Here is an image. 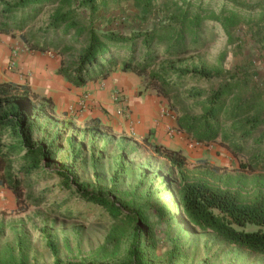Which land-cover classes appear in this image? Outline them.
Here are the masks:
<instances>
[{
    "label": "rangeland",
    "instance_id": "1",
    "mask_svg": "<svg viewBox=\"0 0 264 264\" xmlns=\"http://www.w3.org/2000/svg\"><path fill=\"white\" fill-rule=\"evenodd\" d=\"M16 1L0 0V10ZM109 1L110 9L105 14L107 17L104 22L98 21L104 27L98 26L106 31L114 28L129 34L171 20V12L163 8L156 9L149 21H145L140 16L132 15L140 14L134 6V0H123L119 5L114 4L113 0ZM180 1L156 0L159 4H172L175 9ZM203 3L216 13L224 6L221 0H203ZM58 6L59 1L54 6L44 7L24 29L14 30L15 37L22 40L21 34L30 37L34 31L43 30ZM62 10H75L77 17L84 20L90 12L84 0H69ZM244 13L248 14L247 11ZM253 16L257 17L258 11ZM112 18L114 20L110 23ZM255 22L254 19L251 23L242 24L237 31L240 40L230 43L221 25L207 20L203 27L205 41L199 51L172 58L162 56L158 64L212 69L215 72L213 77L188 75L186 82L187 90L201 91L205 98L228 76V73L218 71L227 70L238 76L239 85L235 91L238 95L246 89L245 82L240 80L242 76H250L253 84L264 83V42L254 39L258 32L254 31ZM79 42L75 55L81 50L84 39L81 38ZM26 47L32 51L29 44ZM48 53L59 60L62 58L58 55L59 49H52ZM69 56L67 54L64 58L70 61ZM246 70L249 73L245 74ZM123 73L134 79L136 97L143 96L145 100L158 97V109L148 118L163 123L164 131H160L159 137L164 142L160 144L182 150L187 157L182 174L166 159L150 151L148 145L156 144L157 141L145 129L146 117L140 116L146 119L144 123L132 117L137 113L128 106L124 107V103L118 102L120 105L115 109L103 107L96 117L95 112L88 109L86 101L56 106L47 100L45 90L35 91L28 86L30 91L27 95L23 89H19L8 96H0V108L10 111L30 102L39 114L38 142L53 143L51 149L55 158L51 168L75 164L82 181L111 190L127 211H138L141 207L144 209L154 232L153 236H147L143 241L142 260L134 261L131 255L134 224L117 220L97 204L81 199L63 184L62 178H47L43 170L35 168L31 176L41 177L24 184L28 209L8 212L17 209L12 191L13 198L4 196V200L0 199V262L56 264L58 260L61 264H264V255L229 245L212 232L190 226L178 213L176 196L185 181H202L214 188L228 189L237 192L243 200L264 196V160H260V156L253 160L256 154L247 156L248 151L234 155L225 142H197L178 129L177 113L170 108L167 100L154 90L146 89L148 76ZM261 86L254 85L258 93L261 90L258 95L262 94L260 97L264 100V87L260 89ZM201 111L200 106L195 109L197 114ZM256 113L264 116V106H259L250 116ZM233 125L229 121L226 128ZM10 133L9 127L3 129L5 145L15 142ZM12 160V172L35 164L22 159V151L15 152ZM169 185V191L161 192Z\"/></svg>",
    "mask_w": 264,
    "mask_h": 264
},
{
    "label": "trees",
    "instance_id": "2",
    "mask_svg": "<svg viewBox=\"0 0 264 264\" xmlns=\"http://www.w3.org/2000/svg\"><path fill=\"white\" fill-rule=\"evenodd\" d=\"M57 1L59 6L43 30L34 31L30 37L21 35L25 45L29 44L32 51L48 53L52 49H59L58 55L62 56L59 73L74 86L82 87L90 81L107 79L119 70L148 76L146 89L154 90L167 100L170 108L177 113L176 122L180 131L199 143L225 142L234 155L248 151L247 156L256 154L253 160L258 156L260 160H264V116L258 113L250 116L259 106H264V100L260 97L262 94L258 95L261 90L258 93L254 87L262 85V89L263 82L253 84L250 76H242L240 80L245 82L246 89L236 95L238 76L220 69L218 72L224 71L228 76L205 98L201 91L187 90L186 82L188 75L211 78L215 73L212 69L158 64L162 56L172 58L199 51L205 41L203 27L207 20L220 24L230 43H237L240 40L237 35L239 27L255 19L254 31L258 32L254 39L264 42V0H221L224 6L218 13L205 7L203 0H181L179 4L176 3V9L166 2L159 4L156 0H134V6L140 14L132 15L149 21L156 9L163 8L166 12H171V20L166 24L129 34L114 28L106 31L100 27L102 24L98 21L104 22L107 17L105 14L110 9L109 0H84V4L90 9L85 20L78 18L75 10H62L69 0H17L0 10V33L15 37V29H24L44 7L54 6ZM113 1L118 4L123 0ZM256 11L258 16L254 17L253 13ZM113 20L114 18L109 22ZM81 38L84 39V44L75 55ZM163 49L165 52H162ZM67 54L70 55V61L64 58ZM244 73H249V70ZM19 89H23L25 95L29 94L30 88L26 85L0 83V96H8ZM47 100L52 104L51 98ZM199 106L202 111L197 114L195 109ZM229 121L234 125L226 128ZM5 127L10 128V134L15 139L11 145H5L2 139ZM38 129L39 114L30 102L10 111L0 108V186L10 189L17 203V209L8 212L28 209L24 184L28 180L39 179L40 175H31L35 168L41 169L43 175H48L47 178H62L63 184L81 199L97 204L117 220L134 224L131 255L134 261L140 262L144 256L143 241L147 236H153L154 232L148 214L142 207L138 211H127L111 190L82 181L75 164L51 168V162L55 158L51 149L53 143L38 142ZM96 129L99 130L98 127ZM148 146L153 154L166 159L183 173L187 157L182 150L171 149L158 142ZM19 151H22V159L35 164L12 172V157ZM170 189L169 185L161 192ZM176 196L178 213L190 226L212 232L229 245L264 255V196L243 200L237 192L214 188L202 181H185ZM56 264L61 263L56 260Z\"/></svg>",
    "mask_w": 264,
    "mask_h": 264
},
{
    "label": "crops",
    "instance_id": "3",
    "mask_svg": "<svg viewBox=\"0 0 264 264\" xmlns=\"http://www.w3.org/2000/svg\"><path fill=\"white\" fill-rule=\"evenodd\" d=\"M60 66L61 58L59 60L50 53L30 51L20 38L0 33V83L13 82L27 85L35 91L45 90L48 98H51L56 106L63 103L74 105L80 101H86L88 109L93 110L96 117L104 108L113 107L115 109L118 108L119 103H124V107L128 106L137 113L132 117H136L143 123L147 119L145 129L153 135L157 142L159 141L158 143L164 142L159 137L160 131L161 133L164 131L163 123L148 118L158 109V97H152L153 99L149 100L152 112L144 111L143 105L147 103V99L145 100L143 96H135L136 89L133 88L135 81L130 76L124 75L119 70L113 72L107 79L90 81L85 86L77 87L59 73ZM42 70L47 73L42 75ZM47 80L52 84H47ZM125 85L127 90H125ZM118 90L122 93L120 94ZM136 100L140 101V106L136 104ZM141 115L146 119H142ZM0 196V199L4 200V196L12 197L13 193L10 189L0 186Z\"/></svg>",
    "mask_w": 264,
    "mask_h": 264
},
{
    "label": "bare ground",
    "instance_id": "4",
    "mask_svg": "<svg viewBox=\"0 0 264 264\" xmlns=\"http://www.w3.org/2000/svg\"><path fill=\"white\" fill-rule=\"evenodd\" d=\"M39 70H40V69H39ZM41 72H42V73H41L42 75H45V73H47L45 70H42ZM46 83H47V84H52L49 80H47ZM125 90H127L126 85H125ZM149 100H150V99H147V103H146L145 105H143V110L151 113V112H152V106H151V101H149ZM135 102H136V104H137L138 106L141 105V104H140V101L136 100Z\"/></svg>",
    "mask_w": 264,
    "mask_h": 264
}]
</instances>
